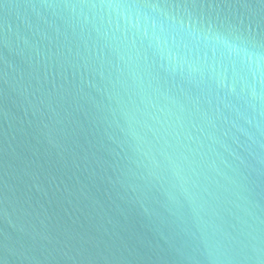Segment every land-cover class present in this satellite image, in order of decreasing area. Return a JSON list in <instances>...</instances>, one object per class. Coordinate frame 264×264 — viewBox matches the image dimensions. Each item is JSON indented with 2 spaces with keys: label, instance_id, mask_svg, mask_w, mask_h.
Segmentation results:
<instances>
[{
  "label": "water",
  "instance_id": "1",
  "mask_svg": "<svg viewBox=\"0 0 264 264\" xmlns=\"http://www.w3.org/2000/svg\"><path fill=\"white\" fill-rule=\"evenodd\" d=\"M0 264H264V0H0Z\"/></svg>",
  "mask_w": 264,
  "mask_h": 264
}]
</instances>
